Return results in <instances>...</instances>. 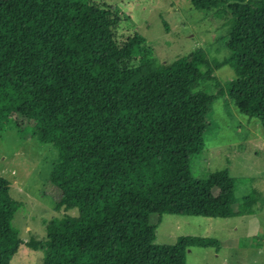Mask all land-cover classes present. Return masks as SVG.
<instances>
[{
  "label": "trees",
  "instance_id": "1",
  "mask_svg": "<svg viewBox=\"0 0 264 264\" xmlns=\"http://www.w3.org/2000/svg\"><path fill=\"white\" fill-rule=\"evenodd\" d=\"M191 4L227 14L228 54L216 64L234 69L228 95L264 131V0ZM112 18L90 0H0V135L32 131L52 145L58 210L79 211L48 225L45 264H179L189 249L218 241L158 245L161 216L244 214L228 171L193 177L219 99L195 89L206 74L199 55L159 64L144 37L119 43ZM10 190L0 176V264L23 244L13 227L22 203Z\"/></svg>",
  "mask_w": 264,
  "mask_h": 264
},
{
  "label": "rangeland",
  "instance_id": "2",
  "mask_svg": "<svg viewBox=\"0 0 264 264\" xmlns=\"http://www.w3.org/2000/svg\"><path fill=\"white\" fill-rule=\"evenodd\" d=\"M90 3L112 10L119 43L144 37V46L159 64L170 65L197 53L206 74L195 89L219 96L209 114L206 148L192 159V173L195 179H207L228 171L237 184V199L244 203L237 204V212L244 214L230 218L163 215L155 243L176 245L184 237L218 241L217 247L189 249L179 264H264V131L261 122L242 115L228 95L227 86L236 79L234 69L216 64L222 65L228 54L227 14L221 9L209 14L196 11L191 0ZM58 158V151L40 143L32 131L22 134L10 129L0 135V176L9 182L11 197L22 203L13 227L24 244L39 243L35 249L24 245L11 264H45L50 222L79 216L77 209L58 210L63 192L51 179Z\"/></svg>",
  "mask_w": 264,
  "mask_h": 264
},
{
  "label": "crops",
  "instance_id": "3",
  "mask_svg": "<svg viewBox=\"0 0 264 264\" xmlns=\"http://www.w3.org/2000/svg\"><path fill=\"white\" fill-rule=\"evenodd\" d=\"M24 245H26V244L23 243L22 246H21V248H22ZM26 246H28V245H26ZM28 247H29V246H28ZM33 247H34V246H33ZM21 248H20L19 251L13 256V258L11 259V262L13 261L14 257L17 256V255L19 254ZM30 248H31V247H30ZM31 249H35V248H31ZM11 262H10V264H11Z\"/></svg>",
  "mask_w": 264,
  "mask_h": 264
}]
</instances>
